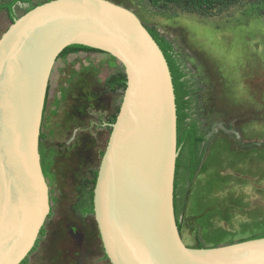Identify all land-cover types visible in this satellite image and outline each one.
I'll list each match as a JSON object with an SVG mask.
<instances>
[{"label": "rangeland", "instance_id": "1", "mask_svg": "<svg viewBox=\"0 0 264 264\" xmlns=\"http://www.w3.org/2000/svg\"><path fill=\"white\" fill-rule=\"evenodd\" d=\"M10 0H0V3ZM49 0L18 2L16 17ZM173 44L199 80L192 103L206 141L192 182L182 153L177 216L184 242L229 244L264 233V8L243 0L214 16L112 0ZM12 24L0 9V38ZM125 69L95 50L61 52L53 66L41 139L51 211L26 264H112L93 207L94 180L121 107ZM201 89V90H200Z\"/></svg>", "mask_w": 264, "mask_h": 264}, {"label": "water", "instance_id": "2", "mask_svg": "<svg viewBox=\"0 0 264 264\" xmlns=\"http://www.w3.org/2000/svg\"><path fill=\"white\" fill-rule=\"evenodd\" d=\"M71 44L114 56L127 87L94 188L112 264H264V237L187 245L175 211L178 122L167 58L130 8L112 0H50L0 38V264H21L51 211L41 132L53 66Z\"/></svg>", "mask_w": 264, "mask_h": 264}, {"label": "trees", "instance_id": "3", "mask_svg": "<svg viewBox=\"0 0 264 264\" xmlns=\"http://www.w3.org/2000/svg\"><path fill=\"white\" fill-rule=\"evenodd\" d=\"M30 1L31 0H10L7 2L0 3V9H5L7 11L13 23L14 20L18 18L16 17L15 12H14V6L18 2H30ZM242 1L243 0H149V2L154 6H158L161 8L173 7L177 10H181V11L189 12V13H195V14H199L205 17L214 16L218 13H222L223 11H226L227 9L239 4ZM250 1L256 2L264 8V0H250ZM150 32L153 35V37L156 39L160 47L162 48L167 58V61H168V64L171 70V74H172L174 88H175L177 115H178L177 122H178V147H179V156L177 158L176 177H175V211H176L177 223L180 229L181 223L178 220V216H177L178 214L176 210L177 209V204H176L177 180L176 178L178 176V171L181 166L182 153L185 150L186 161L184 162V164H185V167L188 169V180L192 182L200 168V164H201L202 157H203L202 145L206 141V136L202 132V129L200 126V121L198 120V118L192 116V113H191L192 111L191 107H192V103L194 100V96L196 95V92L199 91L198 90L199 80L188 71L187 66L182 65L183 59H181V56L174 50V47L171 41H169L165 36H162L156 30L150 29ZM80 50L102 51L100 49L87 46L84 44H71L67 46L62 52H69V51L75 52V51H80ZM102 52H105V51H102ZM189 74L191 75V77H188ZM115 81L119 82L120 85L124 88V90L126 89L127 75L125 73L121 81H118V79H115ZM119 110H118V113H119ZM42 138H43V135L41 134V139ZM97 176H98V172L94 180V188H95V184L97 181ZM92 197L94 199V190L92 192ZM91 210L94 211V201H93V207L91 208ZM43 233H44V227L41 229L40 236H42ZM263 237H264V233L242 239L238 242L259 239ZM39 239L40 238L37 239V242L35 246L33 247L32 251L36 249ZM196 240H197L196 247L200 248V247L207 246L205 245L204 241L201 239L199 233L196 236ZM230 243H235V242H230ZM218 245L220 244H213V245H210V247H214ZM28 256L22 261L21 264L27 263Z\"/></svg>", "mask_w": 264, "mask_h": 264}, {"label": "flooded vegetation", "instance_id": "4", "mask_svg": "<svg viewBox=\"0 0 264 264\" xmlns=\"http://www.w3.org/2000/svg\"><path fill=\"white\" fill-rule=\"evenodd\" d=\"M146 27H147V26H146ZM147 28L149 29V27H147ZM149 31H150V29H149ZM182 63H183V64H182L183 66H187V65H186L187 63H186V61H185L184 59L182 60ZM187 69H188V68H187ZM192 75H193V74H192ZM188 77H191V75L189 74ZM196 78H197V77H196ZM46 110H47V102H46V105H45V111H44L45 113H46Z\"/></svg>", "mask_w": 264, "mask_h": 264}, {"label": "crops", "instance_id": "5", "mask_svg": "<svg viewBox=\"0 0 264 264\" xmlns=\"http://www.w3.org/2000/svg\"><path fill=\"white\" fill-rule=\"evenodd\" d=\"M41 134L43 135V138H42V140L44 139V130H43V127H42V132H41Z\"/></svg>", "mask_w": 264, "mask_h": 264}]
</instances>
